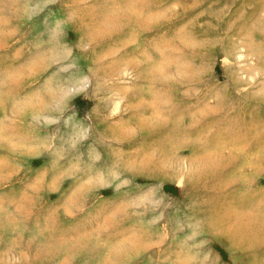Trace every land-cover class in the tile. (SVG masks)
Segmentation results:
<instances>
[{"label": "clouds", "instance_id": "clouds-1", "mask_svg": "<svg viewBox=\"0 0 264 264\" xmlns=\"http://www.w3.org/2000/svg\"><path fill=\"white\" fill-rule=\"evenodd\" d=\"M31 3L8 17L11 53L0 0V264L84 247L79 264H264V0H227L222 31L186 44L185 25L132 63L101 38L156 0ZM189 90L214 110L198 122L173 103ZM99 204L124 210L107 223Z\"/></svg>", "mask_w": 264, "mask_h": 264}, {"label": "rangeland", "instance_id": "rangeland-1", "mask_svg": "<svg viewBox=\"0 0 264 264\" xmlns=\"http://www.w3.org/2000/svg\"><path fill=\"white\" fill-rule=\"evenodd\" d=\"M13 8L2 18L5 24H10V37L7 43L11 45L9 52L15 53L19 45L14 44L13 40L17 39L16 25L20 22L17 20H9L8 17L15 15L18 11L25 7H32L31 0H12ZM227 0H183V4L176 3L175 0H156V7L150 11L148 17L144 20L126 19L120 23L112 32L102 36L100 48L108 54H116L117 60L128 61L132 63L137 61L140 54L147 50L149 55L154 54V46L163 44L168 46L167 41L177 35L179 29L185 25L188 26L183 33H180L181 39L186 44H194L196 40L203 37L211 38L217 32L227 27L228 12ZM133 11H135L133 9ZM228 15H231L228 12ZM23 62L26 54L19 57ZM35 71L39 72L37 67ZM173 103L179 110L189 114L190 119L198 122L199 119L205 118L210 112L214 111L210 105L203 101L202 97H198L194 91L189 90L186 93L176 94ZM243 151V149H237ZM231 166L230 161H225ZM261 183H264L262 181ZM55 184L49 186L46 190H37L35 199L39 210L51 209L53 207V197L56 195ZM259 191V190H258ZM247 199H241L238 212L240 215L251 216L252 209L248 206ZM105 208H110V215L105 217L107 223H112L115 217L124 210V206L110 207L109 204H99L95 206L96 213H102ZM73 211L71 206H66L64 212L71 214ZM53 215H55L53 213ZM62 225V221L57 220ZM6 237L11 236V232H5ZM258 243V242H257ZM259 250V249H258ZM90 256L89 248L79 249L74 255V264H79L83 259Z\"/></svg>", "mask_w": 264, "mask_h": 264}]
</instances>
